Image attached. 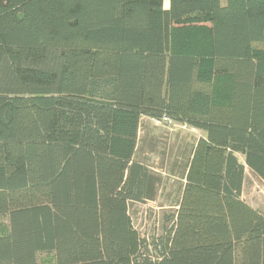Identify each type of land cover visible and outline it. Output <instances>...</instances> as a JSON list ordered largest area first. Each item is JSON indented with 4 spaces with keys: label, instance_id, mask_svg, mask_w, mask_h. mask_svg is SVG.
<instances>
[{
    "label": "trees",
    "instance_id": "obj_1",
    "mask_svg": "<svg viewBox=\"0 0 264 264\" xmlns=\"http://www.w3.org/2000/svg\"><path fill=\"white\" fill-rule=\"evenodd\" d=\"M142 117L203 133L149 239ZM245 166L264 181V0H0V264H264Z\"/></svg>",
    "mask_w": 264,
    "mask_h": 264
},
{
    "label": "rangeland",
    "instance_id": "obj_2",
    "mask_svg": "<svg viewBox=\"0 0 264 264\" xmlns=\"http://www.w3.org/2000/svg\"><path fill=\"white\" fill-rule=\"evenodd\" d=\"M168 0H164V7ZM203 133L195 129H173L167 124H157L147 117L140 120L135 158L149 166L155 176V191L152 199L130 202L128 212L133 227L147 239L163 234L173 223L183 186L186 165L192 147ZM244 163L243 157L236 154ZM241 198L264 214V181L250 169L244 168ZM0 221L7 223L5 216ZM52 252L38 253L44 264L54 262Z\"/></svg>",
    "mask_w": 264,
    "mask_h": 264
},
{
    "label": "built area",
    "instance_id": "obj_3",
    "mask_svg": "<svg viewBox=\"0 0 264 264\" xmlns=\"http://www.w3.org/2000/svg\"><path fill=\"white\" fill-rule=\"evenodd\" d=\"M154 122H156L157 124H167V125H169L170 126V128H175V129H188V128H190V129H194V128H191V127H189V126H187V125H184V124H178V123H175V122H173V121H171L170 119H168V118H166V117H164V118H162V119H154L153 120ZM196 130V129H195Z\"/></svg>",
    "mask_w": 264,
    "mask_h": 264
}]
</instances>
